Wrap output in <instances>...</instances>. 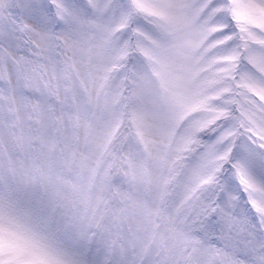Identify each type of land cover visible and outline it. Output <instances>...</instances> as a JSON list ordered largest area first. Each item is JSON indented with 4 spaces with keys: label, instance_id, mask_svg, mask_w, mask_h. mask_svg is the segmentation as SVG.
Returning a JSON list of instances; mask_svg holds the SVG:
<instances>
[{
    "label": "snow or ice",
    "instance_id": "1",
    "mask_svg": "<svg viewBox=\"0 0 264 264\" xmlns=\"http://www.w3.org/2000/svg\"><path fill=\"white\" fill-rule=\"evenodd\" d=\"M0 264H264V0H0Z\"/></svg>",
    "mask_w": 264,
    "mask_h": 264
}]
</instances>
